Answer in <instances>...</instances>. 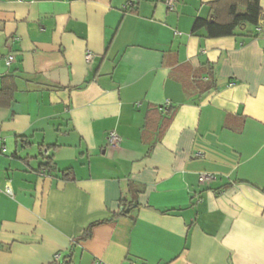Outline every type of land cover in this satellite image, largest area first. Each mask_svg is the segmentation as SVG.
Returning <instances> with one entry per match:
<instances>
[{
    "label": "crops",
    "instance_id": "0c3cea01",
    "mask_svg": "<svg viewBox=\"0 0 264 264\" xmlns=\"http://www.w3.org/2000/svg\"><path fill=\"white\" fill-rule=\"evenodd\" d=\"M217 1L0 0V264H264V33Z\"/></svg>",
    "mask_w": 264,
    "mask_h": 264
},
{
    "label": "trees",
    "instance_id": "16d2710c",
    "mask_svg": "<svg viewBox=\"0 0 264 264\" xmlns=\"http://www.w3.org/2000/svg\"><path fill=\"white\" fill-rule=\"evenodd\" d=\"M212 10L214 15L213 21L198 18L194 23V33L204 30L207 33V37L211 39L230 37L234 35L238 28L244 26L257 27L260 24V18L262 16L261 0H219L212 4ZM211 88L212 85L205 84L203 91H208ZM16 91L17 86L14 76H4L1 78L0 110L9 107L13 103ZM44 160L45 163L41 165L42 170L48 172L56 171V165L52 158H44ZM61 174L63 181L74 180L69 170H65ZM131 205H124L122 211L114 215V218L125 215V212L128 210L127 208ZM103 222L98 221L92 223L81 236L74 239V242L78 243L90 239L93 228ZM71 263L70 257H66L60 262V255H58L52 264Z\"/></svg>",
    "mask_w": 264,
    "mask_h": 264
},
{
    "label": "built area",
    "instance_id": "2783aa9c",
    "mask_svg": "<svg viewBox=\"0 0 264 264\" xmlns=\"http://www.w3.org/2000/svg\"><path fill=\"white\" fill-rule=\"evenodd\" d=\"M174 2H175V0H167V2H166L167 7L171 9L173 7ZM255 33L256 34H262V33H264V27L261 26V24H259L256 27V29H255ZM92 59H93V54L91 52H88L86 54V62L90 63L92 61ZM14 61H15L14 55H10L8 57V59H7V64L10 65ZM169 107H170V104L168 103L163 108H164V110H168ZM0 141H2L1 135H0ZM120 141H121L120 136L116 132L109 133V135H108V142H109V145L110 146L116 147L120 143ZM212 180H213V177L211 175H208V174H203L200 177V181L201 182H210ZM8 192L10 193V191H8Z\"/></svg>",
    "mask_w": 264,
    "mask_h": 264
},
{
    "label": "water",
    "instance_id": "95a60500",
    "mask_svg": "<svg viewBox=\"0 0 264 264\" xmlns=\"http://www.w3.org/2000/svg\"><path fill=\"white\" fill-rule=\"evenodd\" d=\"M213 21V20H212ZM127 213L129 212V209L126 211Z\"/></svg>",
    "mask_w": 264,
    "mask_h": 264
}]
</instances>
